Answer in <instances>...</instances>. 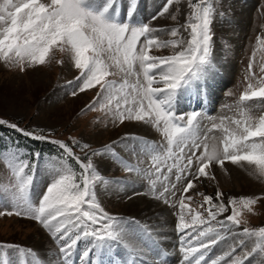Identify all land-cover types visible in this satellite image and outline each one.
<instances>
[{"label":"snow or ice","instance_id":"6c2138e0","mask_svg":"<svg viewBox=\"0 0 264 264\" xmlns=\"http://www.w3.org/2000/svg\"><path fill=\"white\" fill-rule=\"evenodd\" d=\"M119 3L120 0H0V61L24 71L26 67L45 64L53 49L69 52L74 67L80 70V76L76 78L81 81L79 91L99 85L97 98L105 101L100 105L102 109L109 107L112 110L114 106L113 115L120 123L125 120L141 121L162 134L166 145L157 146L145 138L130 136L121 138L119 142L113 141V144H123L134 155L156 152L152 156L153 175L166 182L162 184L164 192L169 191V185L173 189L176 187L166 173L174 176L177 182L182 176L192 177L182 190L176 224L177 232L182 234V264H220L221 261L224 264H245V261L253 264L254 260L256 264H264V226L257 229L244 227L240 231L242 237L257 238L254 246L247 251L244 240L239 241L238 247L243 253L241 256L233 255L236 247L216 258L209 256L213 246L223 238L219 229L231 234L232 228L229 225L239 229L241 223H246L239 218L240 212L236 205L252 212V206L259 198H230L226 206L220 200L223 194L217 191L215 201L213 197L204 196L201 207L207 205L204 208L207 218L204 212L186 203V200L192 199L187 194L195 188L194 181L201 177L214 179L208 171L213 164L223 167L225 161H229L243 167L246 163L254 166L255 172L264 177V115L253 121L247 109L242 107V118L232 120L236 130L223 128V151L219 153L214 147L209 151L206 144L204 150L200 151L203 143L198 142L197 137L202 115L200 111L193 109L189 113L176 112L180 97L195 91L198 97L203 98L219 75L221 69L213 63L211 57V25L214 15L223 13H216L211 0H196L195 3L189 0L192 11L183 27L185 31L190 29V39L185 45L180 38L179 28L169 30V35L175 38L169 41H161L154 36L153 33L160 30L135 16L136 0H129L123 14ZM173 4L174 0H166L157 16L168 13ZM171 18L175 20L177 17L172 15ZM259 42L264 45V39ZM169 46L180 50L167 56L150 54L153 48ZM112 69L123 74L119 83L106 79L116 74ZM261 70L264 71V68ZM130 77L134 80L130 81ZM239 99L241 105L254 100L264 103V77L256 86L249 84ZM200 102L203 100L200 99ZM89 109L95 110L94 105H90ZM5 124L35 140L45 139L43 135L25 131L16 124L0 119V125ZM218 127H222V124L213 125V128ZM53 143H57L63 150L61 159L74 161L77 169L66 166L43 191L34 188L36 165H30L27 159H22L24 154L19 149L0 154L14 177L16 189L6 196H0V208L11 206L12 209L0 211V215L24 216L37 221L59 244L58 254L54 256L56 264H71V258L81 241L85 242L79 256L81 264H103L98 260L101 253L111 254L118 246L127 249L132 255L130 264H135L137 256L144 255L140 243L157 257L166 255L156 249L150 230L138 232L131 226L132 223L138 226L139 222L118 226V218L104 211L95 189L98 184H106L108 181L100 174L91 158L82 161L70 145ZM87 147L82 145L81 149ZM92 155L119 160L128 171H141L124 161L112 145L94 151ZM35 156L39 159L40 153H35ZM169 160L171 164L167 163ZM161 164L165 167H161ZM157 198H163V193ZM229 208L231 214L223 220H217ZM211 221H216L219 227H213ZM144 236L149 239L144 240ZM4 248L16 249L21 256L25 252L35 255L31 249L18 245H0V250ZM227 257L232 259L229 261ZM0 264H10L6 252L0 251ZM33 264L36 262L33 261ZM140 264L149 262L141 259Z\"/></svg>","mask_w":264,"mask_h":264},{"label":"rangeland","instance_id":"374dc122","mask_svg":"<svg viewBox=\"0 0 264 264\" xmlns=\"http://www.w3.org/2000/svg\"><path fill=\"white\" fill-rule=\"evenodd\" d=\"M191 2L195 3L196 0ZM165 3L166 0H136L135 16L159 29L160 31L153 35L161 41L175 39L169 35V30L179 28L180 38L186 45L190 39V29L185 31L183 25L192 11L189 0H174L168 13L157 16ZM211 3L216 13H223V15H214L211 25L213 40L211 57L213 63L217 64L221 70L206 96L200 98L193 91L190 95L180 97L176 112L177 114L189 113L193 109L200 111L202 115L197 132L198 142H203L200 151L204 150L206 144L209 151L214 147L217 152L222 153L225 136L223 128L236 130L232 120L242 118L240 116L242 107L247 109L253 121L264 115V103L254 100L241 105L239 99L248 89L249 84L256 86L264 77V71L261 70L264 68V45L259 42L264 39V0H211ZM128 5L129 0H120L119 7L122 14ZM172 15L177 18L173 20ZM153 16L157 18L153 20ZM179 50L171 46L153 48L150 54L167 56ZM112 71L116 74L106 79L119 83L123 74L116 69ZM137 71H139L138 66ZM78 76H80V70L74 67L71 54L56 49L49 54L45 64L26 67L24 71L0 61V119L16 124L25 131L43 135L44 140L53 147H59L57 143H53L54 141L70 145L82 161L91 158L99 168L100 174L108 181L106 184H98L95 189L98 202L104 211L118 218V226L139 222L138 226L135 223L131 226L138 232H142L143 229L150 230L155 247L161 248L162 253L166 254L161 260L163 264H182L183 254L180 252V235L182 234L177 232L176 224L182 190L187 180L192 177L182 176L177 182L174 176L166 173L176 187L173 189L169 185V191L164 192L162 184L166 182L153 175L152 156L156 155V152L134 155L125 149L123 144L120 146L113 144V141L119 142L121 138L130 136L145 138L157 146L166 145L162 134L150 124L141 121L125 120L124 123H120L113 115L114 106L112 110L109 107L101 108L100 105L105 101L97 98L100 86L79 91L81 81L76 79ZM129 80L132 81L134 78L130 77ZM73 92L76 94L73 95ZM200 99L203 100L202 103ZM90 105H94L95 110H90ZM221 124L222 127L213 128V125ZM217 130L222 132L217 133ZM25 139L23 136L14 137L7 130L6 132L0 130V154L15 152L19 149L24 154L22 159L29 161L33 157L29 164L36 165L34 188L36 191H43L58 172H63L65 167L70 165L66 158L61 159L62 155L59 153L31 151V144L25 142ZM82 145L88 147L82 150ZM107 145H112L124 161L138 167L141 171H128L119 160L110 159L104 155H92L94 151H99ZM35 153H40L39 159L36 158ZM167 163L171 164V160ZM161 167L165 166L161 164ZM232 170L241 175V178L231 176ZM208 171L214 179L201 177L198 181H194L195 188L187 194L192 199L186 200V203H190L193 209L204 212V208L207 207V205H204V208L201 207L204 204V196L213 197L215 201L217 191L223 194L220 200L226 206L230 198H259L252 206V212L236 205L240 212L239 218L246 223H241L239 229L229 225L232 228L231 234L224 229H219L223 238L209 252V256L216 258L230 248L236 247L233 255L241 256L243 253L238 247L239 241L244 240L247 251L254 246L257 238L242 237L239 235L240 231L244 227L257 229L264 226V177L255 172L254 166L245 163L241 167L229 161H225L223 167L213 164ZM78 176L79 172H77V178ZM14 184V177L6 167L5 159L0 155V196L15 192ZM160 193H163V198L158 199L157 196ZM6 210L11 211V206L0 208V211ZM138 210H140L139 214L136 213ZM230 214L231 208L218 216L217 220H223ZM204 215L207 218L206 212ZM211 224L213 227H219L216 221H211ZM40 234L44 236L43 242L45 241L41 248L30 241V238L39 240ZM143 239L149 238L144 236ZM8 244L31 249L35 254L32 256L25 252L21 256L16 249L0 250L7 253L10 264H33V261L36 264H56L54 256L58 254L59 244L33 219L17 215H0V245ZM84 247V241L78 243L77 250L71 258V264H81L79 256ZM139 247L145 254L156 256L143 243H140ZM45 250L50 253L44 255ZM139 258L141 256H137L135 264H140ZM226 259L230 261L232 257ZM98 260L103 264H130L132 255L124 246H118L111 254L102 252ZM153 260L156 261V258ZM159 263L157 261V264ZM220 264H224V261ZM253 264H256L255 260Z\"/></svg>","mask_w":264,"mask_h":264},{"label":"trees","instance_id":"16d2710c","mask_svg":"<svg viewBox=\"0 0 264 264\" xmlns=\"http://www.w3.org/2000/svg\"><path fill=\"white\" fill-rule=\"evenodd\" d=\"M0 130H8L13 135L17 136V138H20V136H23L24 138L29 140V142L31 143V146L38 151L44 150V151L52 152V153H54V151H57L61 155L63 154L62 149H60L59 147H57V148L53 147L52 144H50L47 140H35L32 137L21 135L18 131L14 130V129H10L5 125H0ZM67 161L74 168V170L77 169V166L75 165L74 161H72L70 159H67ZM77 172H78V170H77Z\"/></svg>","mask_w":264,"mask_h":264},{"label":"bare ground","instance_id":"6f19581e","mask_svg":"<svg viewBox=\"0 0 264 264\" xmlns=\"http://www.w3.org/2000/svg\"><path fill=\"white\" fill-rule=\"evenodd\" d=\"M231 176L237 177L238 179L241 178V175H239L238 173L236 174V171H233V170H232V172H231ZM242 177H243V179H245L244 176H242ZM141 203H142V202H141ZM128 206H129V205H128ZM127 208H129V207H127ZM127 208H126V209H127ZM139 212H140V210L136 211L137 214H139ZM147 213H148V212H147ZM151 213H152V211H151ZM142 214H143V213H142ZM162 226H163V225H162ZM43 238H44V236L40 234L39 240H33V239L30 238V241L32 242L33 245H35V246L41 248V246H44L43 244H44V242H45V241L43 242ZM37 247H36V248H37ZM49 253H50V252L47 251V250L44 251V255H48ZM41 254H42V253H41ZM50 259H51V258H50ZM52 259H53V258H52Z\"/></svg>","mask_w":264,"mask_h":264}]
</instances>
